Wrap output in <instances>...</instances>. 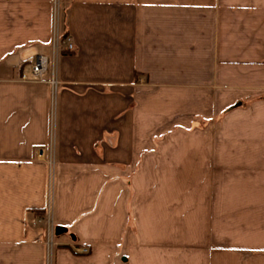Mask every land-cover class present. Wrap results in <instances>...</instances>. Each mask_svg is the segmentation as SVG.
Listing matches in <instances>:
<instances>
[{
    "label": "crops",
    "instance_id": "obj_1",
    "mask_svg": "<svg viewBox=\"0 0 264 264\" xmlns=\"http://www.w3.org/2000/svg\"><path fill=\"white\" fill-rule=\"evenodd\" d=\"M56 1L0 0V264H264V100L242 132L228 94L263 88L264 0H58L55 47ZM225 108L241 144L201 146Z\"/></svg>",
    "mask_w": 264,
    "mask_h": 264
},
{
    "label": "rangeland",
    "instance_id": "obj_2",
    "mask_svg": "<svg viewBox=\"0 0 264 264\" xmlns=\"http://www.w3.org/2000/svg\"><path fill=\"white\" fill-rule=\"evenodd\" d=\"M58 0L56 1V10L54 11V20H55V25H54V29H55V47H58V44L61 42L62 43V39L63 36H61L62 32H60V26H64L65 25V16H66V12L63 11H59V6H58ZM64 35V32H63ZM61 36V39H60ZM70 50V49H69ZM28 66H31V63H28ZM230 95V100L232 101V103H236V107L231 110H240L238 111L239 113L237 114V118L231 120L233 123L231 124L233 127H241L243 124V129L241 130L242 132H246V131H252L255 132L256 131V126L253 124V122H248V124L246 125L245 122H243L242 124L238 121H240L241 118H243V116L245 117L244 120L246 121L248 119V117H255L258 114H260L259 112V107H255L252 108V105H257L258 102L260 103L261 100H264V85L263 88H257L255 91H250V92H245L242 93V96L239 98L240 101L239 102H234L235 98H237V92H231L228 93ZM222 98V97H221ZM223 99V98H222ZM226 100V98H225ZM220 101L219 95H217V105ZM232 104V105H233ZM234 106V105H233ZM257 109V111H256ZM230 111L229 108H225L223 109L220 113H218L216 115V117L214 119H202L201 121V125L199 127V131L194 130L195 132H212L215 135V139L213 141H208V140H203L201 139L200 143L201 146H207L208 142H210L211 146H215V147H224V146H229V144H231L232 147H238L241 144V140H236V139H232L231 140H224L223 139V132H225V120L228 117V112ZM229 121V120H228ZM230 121V122H231ZM192 130V129H191ZM190 130V131H191ZM234 130V129H232ZM193 131V130H192ZM187 142H189V144L191 143V140H188ZM43 218V217H41ZM40 219V218H39ZM45 227L47 228V233H45L46 236V240H48L49 242L52 243V241L54 239H56V237H58V233L57 230L55 229V227L53 226V224L50 223H45Z\"/></svg>",
    "mask_w": 264,
    "mask_h": 264
},
{
    "label": "built area",
    "instance_id": "obj_3",
    "mask_svg": "<svg viewBox=\"0 0 264 264\" xmlns=\"http://www.w3.org/2000/svg\"><path fill=\"white\" fill-rule=\"evenodd\" d=\"M68 49L72 50L74 48L73 43L68 39ZM50 61L46 55H38L31 63V68L28 72H23L21 75V80L24 82H42L44 76L49 71ZM50 82L53 84L57 83V78L55 71H51ZM42 153V151H40ZM84 253H87V249H83Z\"/></svg>",
    "mask_w": 264,
    "mask_h": 264
},
{
    "label": "trees",
    "instance_id": "obj_4",
    "mask_svg": "<svg viewBox=\"0 0 264 264\" xmlns=\"http://www.w3.org/2000/svg\"><path fill=\"white\" fill-rule=\"evenodd\" d=\"M67 36H68V33H65L64 35H63V39H66L67 38ZM68 54H73V51H71V52H67ZM35 214H37V215H39V216H44V214H45V211H43V210H36V211H33Z\"/></svg>",
    "mask_w": 264,
    "mask_h": 264
}]
</instances>
